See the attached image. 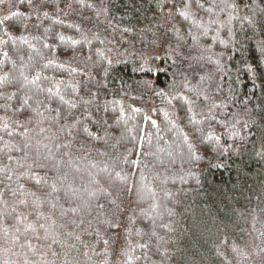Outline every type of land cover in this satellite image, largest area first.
I'll return each instance as SVG.
<instances>
[{
  "label": "trees",
  "instance_id": "1",
  "mask_svg": "<svg viewBox=\"0 0 264 264\" xmlns=\"http://www.w3.org/2000/svg\"><path fill=\"white\" fill-rule=\"evenodd\" d=\"M57 2L63 11L50 6L49 18H42L39 29L32 27L36 22L33 17L27 31L22 27L11 31L16 37L27 36L38 51L29 49L19 39L16 41L19 53L13 49L11 41L0 49L8 51L11 60L16 62L15 68L11 62L0 64V76L8 73L12 81L0 87V93H16L11 101L0 99V104L17 108L22 103L25 89L20 88L21 70L29 80L37 72L41 77L37 84L26 86L33 96L30 107L26 106L23 113L9 111L7 115L21 120L25 116L35 117L31 109L37 107L36 99L45 100L47 96L38 89H55L59 82L65 100L78 105L72 110L73 114L90 130L95 132L100 128L91 122L97 117L107 121L110 125L106 126L108 143L88 141L91 155L80 164L105 187H108V174L100 171L105 166L128 176V186L133 187V192L124 197L127 211L121 217L122 227L118 230L121 237L116 246H126L125 227L133 230L129 237L133 246L148 243L147 249L135 248L133 255L140 259L134 264H261L264 259V236H261L264 232V60L257 51V44L264 40V0H235L239 10L230 22L229 9L220 12L217 8L210 16L203 9L193 7L198 21L207 24L209 19H214L223 24L222 27L212 24L206 35L191 20L179 16L183 0H175V12L170 0H103L102 3L101 0H84L85 5L107 7V15L99 18L96 9L82 7L76 0ZM200 2L207 8L213 0ZM215 2L219 4V0ZM5 11L6 6L0 8V15ZM243 16L252 18L255 26L239 18ZM45 28L50 31L45 33ZM125 28L129 31L124 32ZM217 30L219 37L213 40ZM60 35L65 37L64 41L59 40ZM0 36H3L2 31ZM192 36L197 39L193 40ZM68 38L81 42L72 45ZM221 40L225 43H220ZM98 50L113 63L108 65L97 54ZM21 55L23 61L19 59ZM0 60H3L2 55ZM48 60L53 63L44 67ZM216 60L220 61V68ZM145 61L153 71L138 70ZM104 68L108 69L106 77ZM201 76L205 78L203 81ZM145 81L150 82L151 87ZM73 86L78 91L74 92ZM190 89L206 92L212 99L205 102L203 95L197 99L196 92ZM90 92L98 93V99L91 105H83L81 98H92ZM157 92L165 95H156ZM185 97L194 101L192 113L187 111ZM213 100L222 107L209 114L208 105ZM97 105L101 108L106 105L109 111L97 112ZM50 106L59 107L62 112L68 110V105L62 104L58 97ZM90 113L91 119L88 118ZM4 115V110L0 109V116ZM50 115L45 113L46 117ZM193 115L198 123L189 121ZM145 116L150 119L146 121ZM151 120L156 121L155 127ZM209 133L220 137L219 141H208ZM99 134L103 136L104 130L100 129ZM184 135L201 157L199 161L190 159ZM0 136L5 140L19 139L9 138L2 131ZM140 137H143L142 148ZM78 139L83 141L84 137ZM125 156L129 163L123 162ZM134 160L141 161L139 168L132 165ZM6 162V157L0 153V163ZM89 163L97 167L90 168ZM141 172L146 176L144 181H141ZM82 175L84 179L78 176L76 186L91 188L87 172ZM22 183L31 188L30 182ZM113 184L120 187L119 181L113 179ZM142 184L155 190V199L147 192L143 199L138 198L137 189ZM6 198L12 199L10 194ZM153 227L156 237L151 236ZM137 229L148 235L137 236ZM222 233H227V242L222 240L216 245V235ZM108 234L111 235V230ZM83 239L94 241L95 237L85 235ZM65 243L76 244L81 252L85 251L74 238L66 239ZM226 244L227 251H224ZM102 248V244L96 245L97 251ZM68 251L69 260L75 257L80 264H87L86 257L72 249ZM101 260L102 257L92 256V264H100ZM57 264H62V260Z\"/></svg>",
  "mask_w": 264,
  "mask_h": 264
},
{
  "label": "snow or ice",
  "instance_id": "2",
  "mask_svg": "<svg viewBox=\"0 0 264 264\" xmlns=\"http://www.w3.org/2000/svg\"><path fill=\"white\" fill-rule=\"evenodd\" d=\"M102 2L103 0H101ZM170 2L172 3V10L175 12L177 10L175 0H170ZM76 3H79L82 7L86 6L96 9L97 18L102 14L107 15V7L96 8L91 3L85 5L84 0H76ZM52 5H55L57 11H63L59 8L57 0H0V8L6 6V11L3 15H0V31L3 33V36H0V49L11 41L13 49L19 53L20 49L16 48V41L19 39L29 49L38 51L27 36L22 34L16 37L11 34V31L18 27H22L24 31H27L29 22L33 20V17H35L36 22L32 24V27L39 29L42 18H49L50 14L47 9ZM68 7H72L71 3ZM193 7L203 9L210 16L215 13L217 8H219L220 12L229 9V22L236 18L233 14L239 10L235 0H231V2L229 0H219V4L213 0V3L207 8L200 0H183V8L179 10V16L184 20H191L194 26L202 28L205 35L212 24H220L221 27L223 24L214 19H209L207 24L203 21H198L193 12ZM239 18L246 21L250 26H255L253 19L249 16ZM44 31L47 33L50 29L45 28ZM77 31H79V26H77ZM123 31L128 32L129 29L125 28ZM189 34L191 33L189 32ZM4 37H7V39ZM218 37L219 30H217V35L213 37V40L218 39ZM33 39H37V37H33ZM84 39L87 40V37ZM192 39L196 40L197 37L192 36ZM59 40L64 41L65 37L60 35ZM68 40L72 45L81 42L71 38H68ZM87 42L90 43V41ZM100 43L103 44L104 41L101 40ZM220 43L223 44L225 41L221 40ZM44 47L49 48V45L44 44ZM257 51L260 53L261 59L264 60V40L257 44ZM97 54L108 65L113 63L112 59L103 52L98 50ZM0 55L3 57V60H0V64L11 62L13 68L16 67V62L11 60L8 51L2 50ZM176 55H179V53H176ZM41 58L43 59V56ZM19 59L23 61L24 57L21 55ZM29 59H31V55H29ZM87 59L91 60V56H88ZM208 59L211 60V57H208ZM52 63V60H48L44 67H48ZM147 63L145 61V63L141 64L138 70L142 72L153 71L151 67L146 66ZM215 63L218 68L221 67L219 60H216ZM57 66L62 67V65ZM72 71L75 72L76 69H72ZM102 71L103 76L106 77L108 69L104 68ZM20 77L23 80L20 88L25 89L20 106L12 108L10 104H0V109L5 112L4 116H0V131L4 132L9 138L19 137L17 141H13L11 139L5 140L3 136H0V141L3 142V146L0 147V153H3L7 160L6 163H0V239L3 240V244L0 245V264H57L58 260H62V264H80V261L75 257L71 260L68 259L69 249L76 251L78 255L86 257L87 264H92V256L102 257L100 264H134L135 261L140 259V257L133 255L135 248L147 249L149 244L139 243L133 246L132 240L129 239L133 230L125 227L127 233L125 237L126 246H116L121 237V233L118 231L122 227L121 217L127 211L124 197L133 192V187L128 186V176L123 175L120 171L113 170V177V171H110L109 167L105 166L100 169L101 172L108 174V187H105L100 179L93 177L92 172L82 168L80 164V161L87 160L91 155L90 151H88V141L108 143L107 127H110V125H107V121L103 117H97L91 122L99 125L100 128L95 132L90 130L87 124H83L73 114L72 110L76 109L78 105L75 102L65 100L60 92L59 82H57L55 89L53 87L38 89L40 92H45L47 96L45 100L36 99L37 107L31 109L35 113V117L25 116L23 120L19 118L13 119L7 113L9 111H12L13 114L23 113L26 106L30 107L29 102L33 99V96L29 95L30 89H27L26 86L28 84L35 85L41 79L39 72H37L29 80L23 70L20 71ZM89 79H91L90 75ZM204 79L203 76L200 77L201 81ZM11 83L8 73L0 76V87ZM145 84L151 87L150 82L145 81ZM102 86L107 87L106 84ZM190 90L196 92L197 99L201 95H203L205 102L212 99L206 92L202 93L196 89ZM73 91H78L76 86H73ZM89 95L92 98H81L83 105H91L95 99H98V93L90 92ZM156 95L163 96L165 93L157 92ZM15 96V92L8 95L0 93V99H5L6 101H11ZM57 97L62 104L68 105L67 112H62L59 107L52 108L50 106L54 102V98ZM185 100L188 104L187 111L192 113L194 101L186 97ZM221 107V104L213 100L208 105V112L211 114L213 109ZM223 107H226V105H223ZM41 108L44 110L41 111ZM96 111L107 113L109 109L106 105L103 108L97 105ZM133 111L138 112L139 109H133ZM46 112L51 114L50 117L45 116ZM120 113L123 116L122 105ZM91 116L92 114L90 113L88 118L91 119ZM167 116L168 113L165 112V117L167 118ZM144 119L147 121L150 118L145 116ZM189 121L193 124L198 123L194 115L189 117ZM237 123H239V120H237ZM151 124L155 127L156 121L151 120ZM245 127H247L246 121ZM100 129L104 130L105 134L103 136L99 134ZM79 136H83L84 140L78 139ZM136 139V137H133V140ZM139 139L141 141L140 147L142 148L143 137ZM206 139L208 141H219L220 137L209 133ZM184 141L188 144L190 159L199 161L201 157L196 154L194 145L189 142L187 135H184ZM128 151L131 152L132 150L129 149ZM14 152L20 155H12ZM100 154L105 155L106 153ZM123 162L129 163L126 156ZM131 163L139 168L141 161L134 160ZM89 167L94 169L97 165L89 163ZM84 172H87L89 184L92 185L91 188L76 186L77 177L79 176L83 180L84 176L82 173ZM140 176L141 181L146 180L143 172L140 173ZM113 179L119 181L120 187H114ZM22 181L30 182L31 188H27ZM145 192L155 199V190L144 184L137 189L138 198L143 199ZM7 194H10L11 200L6 198ZM129 221L134 223L132 217H129ZM161 226L169 228L167 224H162ZM109 230H111V235L108 234ZM85 235L95 237V240L85 241L83 239ZM136 235H148V233L142 234L137 229ZM151 236H157L154 227L151 231ZM261 236H264V232L261 233ZM70 238L80 242L85 251L81 252L76 247V244H66L65 240ZM158 239L162 240L163 237H158ZM97 244L103 245L100 251L96 250ZM55 246H59L64 251H58ZM233 251L239 252L238 249H233ZM240 254L243 255L242 252ZM144 258L147 259V256ZM261 264H264V259H262Z\"/></svg>",
  "mask_w": 264,
  "mask_h": 264
},
{
  "label": "rangeland",
  "instance_id": "3",
  "mask_svg": "<svg viewBox=\"0 0 264 264\" xmlns=\"http://www.w3.org/2000/svg\"><path fill=\"white\" fill-rule=\"evenodd\" d=\"M153 54H155V53H153ZM216 238H218V240H217L218 242L216 243V245L219 244L222 240L227 242V233L217 234ZM223 248H224V251H227V244ZM225 255H227V254H225ZM219 258L224 259L222 256H219Z\"/></svg>",
  "mask_w": 264,
  "mask_h": 264
}]
</instances>
